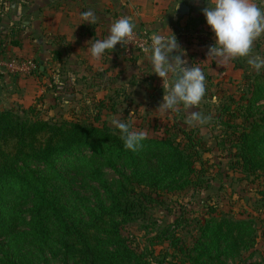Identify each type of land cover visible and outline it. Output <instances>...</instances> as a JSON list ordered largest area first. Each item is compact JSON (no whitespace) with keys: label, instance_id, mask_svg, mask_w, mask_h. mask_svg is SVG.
<instances>
[{"label":"trees","instance_id":"1","mask_svg":"<svg viewBox=\"0 0 264 264\" xmlns=\"http://www.w3.org/2000/svg\"><path fill=\"white\" fill-rule=\"evenodd\" d=\"M12 45L20 46L17 40ZM22 113L0 110V264H227L256 244L253 221L213 214L205 154L216 151L235 175L264 176V73L240 97L206 113L207 124L185 129L156 123L158 136L147 135L136 152L124 148L101 112L93 122L43 119L33 105ZM104 169L117 180L109 182ZM77 178L97 185L93 199L73 192ZM190 191L204 194L210 215L191 245L180 234V221L157 229L154 244H167L161 259L124 235L149 204H165L153 195Z\"/></svg>","mask_w":264,"mask_h":264},{"label":"rangeland","instance_id":"2","mask_svg":"<svg viewBox=\"0 0 264 264\" xmlns=\"http://www.w3.org/2000/svg\"><path fill=\"white\" fill-rule=\"evenodd\" d=\"M207 2L211 4L214 0H180L178 4L189 6L188 8H191V12L194 13L193 17L187 15L189 12L176 14L174 18H180V27L177 29H169L168 27L167 30H162L165 36L170 37L171 32L176 36L179 47L183 50L181 58L186 62L185 67L191 68L197 65L206 77V96L197 108L186 109L181 106L176 112L159 109L163 102L164 92L170 88V81L164 88L163 80L152 72L149 54L135 53L132 58H127L123 52L120 61L123 79L115 88L104 83H100L98 86L85 87L81 85V79L74 75L77 82L72 85L60 81V78L56 85L48 83V81L49 91L47 90V92H51V94L47 97L36 93L37 90L32 84L33 78L38 75L37 73L29 77L10 74L11 78L18 80V84L14 87L15 93L8 95L6 102H0V110L12 109L23 115L22 112L33 105L37 107L43 119L56 118L83 122H93L94 115L101 112V121L110 127L115 128L113 121H131L137 130H143L152 137L158 136L156 123L168 126L175 125L185 129L201 126L194 122L190 123L191 112L200 111L205 116L214 107L217 108L220 103L228 101L230 97H240L248 90L251 80L264 73V69L257 72L247 63L248 58L257 56L264 58V36L254 42L248 58H236L225 62L221 58L208 57L209 48L215 44L216 38L203 15V9L207 6ZM253 2L264 7V0H253ZM1 6L3 7V5ZM69 8L70 6L66 5L64 11ZM13 9L20 11V6L13 7ZM29 9L23 7L26 13L29 12ZM33 14L29 12L28 16L21 17L19 20L17 17V20L14 21L16 26L12 25L17 29L13 32L8 29L5 30L8 32L7 36L1 38L4 44H11L15 36L22 42H30L29 33L33 30L30 28L24 31V27L32 26L28 23H33ZM150 28L151 26L135 25L137 33L148 36L156 32ZM177 54L179 53L173 52V56ZM15 55L11 58L7 54L0 57L32 60L36 63L31 54ZM137 82L139 86L136 87L135 83ZM125 84L129 86L126 87ZM208 131L207 128L202 129V133L211 146L213 142ZM83 153L87 156L91 155L88 150ZM205 159L208 161L207 167L212 166L209 168V177L213 184L211 194L215 204L211 202V205L217 209L213 214L218 213L219 217L221 214H227L233 220L253 221L257 231L256 244L245 251L241 258L235 261L226 260L227 264H264V176L259 175L246 179L243 175H235L229 172V161L221 159L216 151L206 153ZM57 165L59 169H62V161ZM32 168L44 173L43 166L33 164ZM104 172L109 182L112 183L117 180L118 176L113 170L104 169ZM222 186L224 187L221 190ZM72 187L73 192L88 199H93L95 189H97V185L89 183L84 178L75 179ZM153 198L163 201L165 204L160 205L155 202L149 204L146 214L128 225L124 230V235L129 237L139 249H147L153 257L161 259L165 254L163 249H166L167 244L163 246L154 244L158 241L154 240L157 229L160 226H168L180 221L182 223L180 234L191 245L199 236L198 232L204 221L210 219L209 206L205 207L207 201L204 194L201 195L192 191L187 194L153 195Z\"/></svg>","mask_w":264,"mask_h":264},{"label":"crops","instance_id":"3","mask_svg":"<svg viewBox=\"0 0 264 264\" xmlns=\"http://www.w3.org/2000/svg\"><path fill=\"white\" fill-rule=\"evenodd\" d=\"M179 1L0 0V56L7 54L11 58V56H16L15 54H31L36 62L41 64L42 73L33 78L32 84L37 90L36 93L47 97L51 94V92H47V85L48 83L56 85L57 76L60 81L66 84L72 85L77 82L74 78L77 76L81 79V85L85 87L104 83L115 88L123 79L120 64L123 53L122 45H116L113 52L110 51L101 59L96 60L88 51L91 47L89 42L107 38L110 35L111 25L120 14L131 17L135 25L151 26L152 29H150L156 32L167 30L168 27L177 29L181 24L180 18H174V16L180 13V7L183 5L178 4ZM66 5L70 8L64 11ZM16 6H20V11L13 9ZM23 7L24 9L30 8L29 12L34 13L33 23H28L32 26L24 25L26 27H24V31L30 28L33 30L29 33L30 44L22 42L17 36L12 41H19L20 46L15 47L12 43L4 44L1 38L7 36L8 32L5 30L13 32L17 29L14 27L17 17L19 20L21 17L28 16L29 12L26 13ZM86 11L94 13L95 22L86 23L81 18V13ZM193 14L189 8L187 15L193 17ZM13 24L14 26H12ZM0 83H2L5 93V100L0 102H6L8 95L15 93L14 87L18 84V80L11 78L0 68ZM135 85L139 86L138 82ZM128 86L126 85V87Z\"/></svg>","mask_w":264,"mask_h":264},{"label":"clouds","instance_id":"4","mask_svg":"<svg viewBox=\"0 0 264 264\" xmlns=\"http://www.w3.org/2000/svg\"><path fill=\"white\" fill-rule=\"evenodd\" d=\"M207 25L215 35V44L209 48L208 57L221 58L225 62L236 58H248L254 42L264 36V7L253 0H214L203 9ZM86 23L95 22L92 11L81 13ZM162 22V21H161ZM135 22L131 17L117 19L110 27V35L105 39L90 41L88 49L91 56L99 60L116 45L125 43L133 36ZM160 29H163L160 27ZM171 32V31H170ZM165 36L161 31L150 37V46L144 49L149 54L152 72L164 82V88L170 81V88L164 92L163 102L159 109L176 112L181 106L186 109L198 107L206 96V77L197 65L188 68L182 60L176 36ZM88 44V45H89ZM179 54L173 56V52ZM247 63L257 72L264 69V58L259 56L248 58ZM59 82V77H56ZM210 116L200 111L191 112L190 123L207 124ZM123 140L124 148L136 152L141 149L147 139L143 130H137L131 121H113Z\"/></svg>","mask_w":264,"mask_h":264},{"label":"built area","instance_id":"5","mask_svg":"<svg viewBox=\"0 0 264 264\" xmlns=\"http://www.w3.org/2000/svg\"><path fill=\"white\" fill-rule=\"evenodd\" d=\"M123 14H120L117 19L123 18ZM150 37L146 34H139L134 29L133 36L123 46L124 55L127 58H132L135 53L141 55H148L144 52L145 48L150 46ZM0 68L5 73L11 74L12 76H33L37 71L38 66L32 60H21V59H4L0 57Z\"/></svg>","mask_w":264,"mask_h":264},{"label":"water","instance_id":"6","mask_svg":"<svg viewBox=\"0 0 264 264\" xmlns=\"http://www.w3.org/2000/svg\"><path fill=\"white\" fill-rule=\"evenodd\" d=\"M181 7L186 8V10L184 12L188 13L189 12V8L186 7L185 5H182ZM5 100V93H4V88L2 83H0V101H4Z\"/></svg>","mask_w":264,"mask_h":264},{"label":"flooded vegetation","instance_id":"7","mask_svg":"<svg viewBox=\"0 0 264 264\" xmlns=\"http://www.w3.org/2000/svg\"><path fill=\"white\" fill-rule=\"evenodd\" d=\"M188 7V6H186ZM186 10V8L180 7V13L184 12Z\"/></svg>","mask_w":264,"mask_h":264}]
</instances>
